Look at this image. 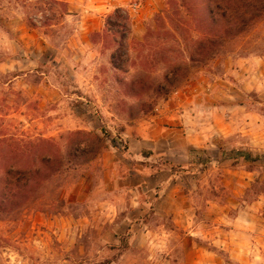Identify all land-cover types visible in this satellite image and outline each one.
<instances>
[{
  "label": "rangeland",
  "instance_id": "obj_1",
  "mask_svg": "<svg viewBox=\"0 0 264 264\" xmlns=\"http://www.w3.org/2000/svg\"><path fill=\"white\" fill-rule=\"evenodd\" d=\"M204 5L0 0V169L89 151L0 213V264H264V17L209 44Z\"/></svg>",
  "mask_w": 264,
  "mask_h": 264
},
{
  "label": "trees",
  "instance_id": "obj_2",
  "mask_svg": "<svg viewBox=\"0 0 264 264\" xmlns=\"http://www.w3.org/2000/svg\"><path fill=\"white\" fill-rule=\"evenodd\" d=\"M203 3V22L209 36L205 41L209 44L245 34L254 21L264 17V0H203ZM57 146L52 139H42L16 149L19 157L27 158L30 165H8L0 169V213L13 212L31 202L48 179L63 172L66 162L70 164L68 169L76 171L77 167H71L74 159L89 152L80 144L72 147L64 157ZM142 154L154 156V152L147 149H143ZM229 156L252 159L247 153H231ZM4 158L6 156H1L0 161H6Z\"/></svg>",
  "mask_w": 264,
  "mask_h": 264
},
{
  "label": "crops",
  "instance_id": "obj_3",
  "mask_svg": "<svg viewBox=\"0 0 264 264\" xmlns=\"http://www.w3.org/2000/svg\"><path fill=\"white\" fill-rule=\"evenodd\" d=\"M144 148H149V147H147V145H144ZM254 245V247H255V249H256V244H253ZM254 247H252V250L254 249ZM258 250H259V254L263 257V252H262V250L260 249V248H258ZM254 251V250H253ZM255 253H256V250H255Z\"/></svg>",
  "mask_w": 264,
  "mask_h": 264
}]
</instances>
